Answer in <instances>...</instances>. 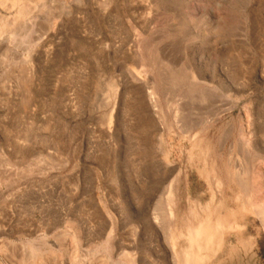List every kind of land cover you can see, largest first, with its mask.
Listing matches in <instances>:
<instances>
[{"label": "rangeland", "instance_id": "obj_1", "mask_svg": "<svg viewBox=\"0 0 264 264\" xmlns=\"http://www.w3.org/2000/svg\"><path fill=\"white\" fill-rule=\"evenodd\" d=\"M263 250L264 0H0V264Z\"/></svg>", "mask_w": 264, "mask_h": 264}, {"label": "trees", "instance_id": "obj_2", "mask_svg": "<svg viewBox=\"0 0 264 264\" xmlns=\"http://www.w3.org/2000/svg\"><path fill=\"white\" fill-rule=\"evenodd\" d=\"M261 255H262L263 259H264V250L262 251Z\"/></svg>", "mask_w": 264, "mask_h": 264}, {"label": "bare ground", "instance_id": "obj_3", "mask_svg": "<svg viewBox=\"0 0 264 264\" xmlns=\"http://www.w3.org/2000/svg\"><path fill=\"white\" fill-rule=\"evenodd\" d=\"M177 74V73H176ZM188 76V75H187ZM185 78V77H184ZM242 190H244V189H242Z\"/></svg>", "mask_w": 264, "mask_h": 264}]
</instances>
